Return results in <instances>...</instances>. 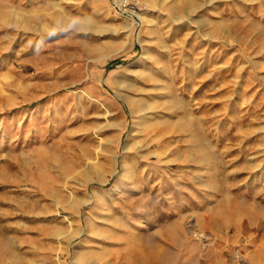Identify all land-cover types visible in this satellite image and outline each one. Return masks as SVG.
I'll return each mask as SVG.
<instances>
[{
    "label": "rangeland",
    "instance_id": "1",
    "mask_svg": "<svg viewBox=\"0 0 264 264\" xmlns=\"http://www.w3.org/2000/svg\"><path fill=\"white\" fill-rule=\"evenodd\" d=\"M130 1L0 0V264H264V0Z\"/></svg>",
    "mask_w": 264,
    "mask_h": 264
},
{
    "label": "built area",
    "instance_id": "2",
    "mask_svg": "<svg viewBox=\"0 0 264 264\" xmlns=\"http://www.w3.org/2000/svg\"><path fill=\"white\" fill-rule=\"evenodd\" d=\"M116 7L132 13V15H137L143 11L140 2L133 4L130 0H117Z\"/></svg>",
    "mask_w": 264,
    "mask_h": 264
},
{
    "label": "bare ground",
    "instance_id": "3",
    "mask_svg": "<svg viewBox=\"0 0 264 264\" xmlns=\"http://www.w3.org/2000/svg\"><path fill=\"white\" fill-rule=\"evenodd\" d=\"M136 16H138L137 19H138L140 22H142V23L144 22L142 16H140V15H138V14H137ZM131 18L133 19L134 17H131ZM134 19H136V17H135Z\"/></svg>",
    "mask_w": 264,
    "mask_h": 264
}]
</instances>
